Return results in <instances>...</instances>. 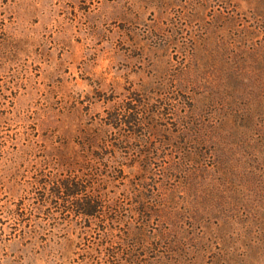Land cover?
<instances>
[{
	"label": "rangeland",
	"instance_id": "374dc122",
	"mask_svg": "<svg viewBox=\"0 0 264 264\" xmlns=\"http://www.w3.org/2000/svg\"><path fill=\"white\" fill-rule=\"evenodd\" d=\"M133 259L264 264V0H0V264Z\"/></svg>",
	"mask_w": 264,
	"mask_h": 264
},
{
	"label": "trees",
	"instance_id": "16d2710c",
	"mask_svg": "<svg viewBox=\"0 0 264 264\" xmlns=\"http://www.w3.org/2000/svg\"><path fill=\"white\" fill-rule=\"evenodd\" d=\"M128 111L130 116L125 122L128 123L129 126L135 125V117L136 114H138V111L136 112L135 110V105H129ZM111 115L114 119L121 120L118 115L114 113H111ZM76 145L78 147L76 149L75 155H64L60 164L64 171H72L75 173L64 174L60 176H50L48 174L45 175L40 181L45 189V195L41 197V200L46 201L51 195L55 196L53 198L57 197L64 200L65 197H69L71 198L70 202L78 210H81L84 214L92 218L95 217L96 212H98L99 208L102 207L101 199L98 194L90 193V184H88V181L85 180L82 175L80 176L79 173L93 170L95 167V161L103 160V157L100 155L102 154L103 147L99 145L97 149H95L93 145L90 144L88 139L78 141ZM91 146L93 148H91ZM130 166L134 165L131 163ZM76 173L78 174L76 175ZM131 262L136 264L138 261L137 259H133Z\"/></svg>",
	"mask_w": 264,
	"mask_h": 264
}]
</instances>
